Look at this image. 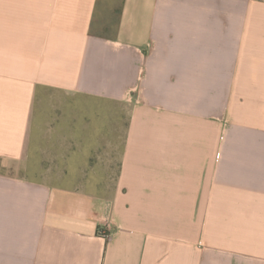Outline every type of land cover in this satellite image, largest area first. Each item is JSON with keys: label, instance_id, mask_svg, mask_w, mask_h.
Listing matches in <instances>:
<instances>
[{"label": "crops", "instance_id": "crops-1", "mask_svg": "<svg viewBox=\"0 0 264 264\" xmlns=\"http://www.w3.org/2000/svg\"><path fill=\"white\" fill-rule=\"evenodd\" d=\"M115 1L0 0V264H264V0ZM48 144L116 178L15 173Z\"/></svg>", "mask_w": 264, "mask_h": 264}, {"label": "rangeland", "instance_id": "rangeland-1", "mask_svg": "<svg viewBox=\"0 0 264 264\" xmlns=\"http://www.w3.org/2000/svg\"><path fill=\"white\" fill-rule=\"evenodd\" d=\"M118 0L115 1L117 4ZM112 23V22H111ZM96 103L92 102V100L75 97L73 100L68 99L64 102V108L62 114L65 115L66 107L69 108V114L73 112V114L78 117L76 119V141L75 143L84 144L83 139H86L84 142L86 145L85 148L88 149L90 143H97L98 138L94 136L92 133L91 140L88 137H85L86 134L80 130L83 124L82 117L86 116L92 120L91 126L97 127L98 123H94L95 120H98V116L96 115L100 110L102 114L111 115L115 114L113 107H95ZM73 107V110H72ZM91 108V109H90ZM48 109V107H47ZM97 109V110H96ZM50 110V108H49ZM91 110V111H90ZM124 111V110H123ZM53 112L52 108L50 110V114ZM123 124L125 122V111L123 113ZM82 121V122H80ZM78 127V128H77ZM85 137V138H84ZM120 139V138H119ZM122 139V138H121ZM80 141V142H79ZM89 142V143H87ZM56 144V143H55ZM65 147H56L48 144L43 150L46 152L45 154H32L31 160L39 164L41 162V166H24L26 167L25 171H16L13 169L12 173L17 174H25L30 180L38 181L40 179L46 180L52 184H55L56 181H59L61 186H67L72 184H79V181H82V184L86 186V189H90L91 192H98L99 187L97 183L106 184L107 181L116 178L117 166H109L110 162L113 165H118V154L116 156H107L104 154H100L101 148L97 144L92 151L96 150L97 152L87 153V154H75V155H66L63 153L56 154V152H64ZM39 150V149H38ZM76 150H81V148H77ZM118 151V148L116 149ZM116 157V159H115ZM112 158V161L109 159ZM67 162H71L72 166H68ZM90 162V163H89ZM89 166L90 169H89ZM99 167L102 170H99ZM14 168V167H13Z\"/></svg>", "mask_w": 264, "mask_h": 264}]
</instances>
